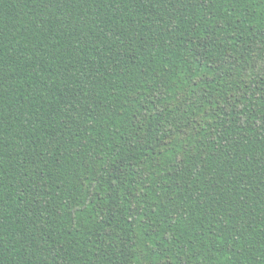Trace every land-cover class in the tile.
I'll return each instance as SVG.
<instances>
[{"label":"trees","instance_id":"obj_1","mask_svg":"<svg viewBox=\"0 0 264 264\" xmlns=\"http://www.w3.org/2000/svg\"><path fill=\"white\" fill-rule=\"evenodd\" d=\"M0 264H264V0H0Z\"/></svg>","mask_w":264,"mask_h":264}]
</instances>
